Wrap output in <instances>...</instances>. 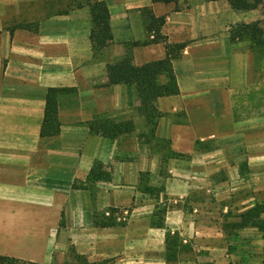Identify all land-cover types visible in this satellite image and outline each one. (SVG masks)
I'll return each instance as SVG.
<instances>
[{"label":"crops","instance_id":"0c3cea01","mask_svg":"<svg viewBox=\"0 0 264 264\" xmlns=\"http://www.w3.org/2000/svg\"><path fill=\"white\" fill-rule=\"evenodd\" d=\"M92 1L105 2L109 14L108 36L95 41ZM225 3L0 0V256L62 264L73 249L90 263L117 264L126 254L125 264H141L143 247L163 250L171 232L181 247L192 242L204 261L218 263L227 247L221 226L202 225L208 213L187 206L207 205L209 194L227 204L228 193L243 191L232 203L243 211L264 187V60L249 42L230 38L245 16ZM152 17L164 19L158 42L146 30ZM165 44L182 45L172 60L178 93L155 101L149 133L134 86L108 85L106 68L125 55L134 67L161 60ZM50 88L72 91L58 96L59 132L45 137ZM102 119L131 121L133 130L103 137L89 128ZM97 163L109 179L88 183ZM145 187L167 197L164 229L150 226L158 197ZM110 210L115 225H97ZM124 215L127 224L119 223Z\"/></svg>","mask_w":264,"mask_h":264},{"label":"trees","instance_id":"16d2710c","mask_svg":"<svg viewBox=\"0 0 264 264\" xmlns=\"http://www.w3.org/2000/svg\"><path fill=\"white\" fill-rule=\"evenodd\" d=\"M153 3H173L176 0H151ZM216 2L220 0H207ZM229 7L235 12H249L257 9V0H225ZM90 15L93 23L90 38L92 41L98 40L100 36H108V8L103 1H92L88 3ZM164 23V19L153 18L147 26L148 34L153 35L152 42L163 40L160 36V28ZM230 38L233 40H247L250 43H257L259 34L258 30L252 28V24H243L238 30L234 29L230 32ZM104 44L98 42L97 50L102 48ZM182 45L165 44V57L161 60L144 64L140 67H134L131 64V59L125 55L121 60L108 65L106 73L108 76V85L130 84L135 88L137 99L140 103V113L145 117V123L149 126V133H154L159 112L155 107V101L160 97L173 96L178 93L176 79L172 70V60L176 57ZM165 77L167 84H161L160 78ZM71 89L50 88L46 93V106L43 123L41 126V136H54L59 132V121L57 117V99L61 94L70 93ZM90 130L101 134L103 137L115 138L118 134L128 133L133 130L131 121L124 123H115L109 119L97 120L91 122ZM170 158H182L181 154L169 152ZM100 164H95L91 168L87 177L88 183H94L100 180H108L109 173L100 169ZM160 191L158 188L145 187L143 193L148 195H157ZM153 214L150 221V226L155 229H164L165 209L158 210ZM114 212L109 211V216L103 217L104 222H95L101 227H109L115 225ZM264 214L262 205H254L238 215L239 222L236 224L239 228L253 227L257 228L264 239V221L260 217ZM164 250L166 262L176 258V255L181 248L180 238L177 233L165 232ZM0 264H35L24 262L15 258L0 256Z\"/></svg>","mask_w":264,"mask_h":264},{"label":"rangeland","instance_id":"374dc122","mask_svg":"<svg viewBox=\"0 0 264 264\" xmlns=\"http://www.w3.org/2000/svg\"><path fill=\"white\" fill-rule=\"evenodd\" d=\"M226 2V1H225ZM227 6V3H225ZM237 12L240 16H245L239 18V22L236 25H231V29L228 30L229 33L236 29L238 30L241 25L243 24H252V28L258 30L259 38L257 43H250L251 50L256 54L257 58L264 60V0H257V9L253 11L246 12ZM160 82H163L160 79ZM143 127H146L149 131V126L146 125V123L141 124V129L144 130ZM145 132V131H144ZM159 151L161 149L159 148ZM149 179L148 174H143V182L145 180ZM262 187L263 189L255 190L251 193L253 197V201L251 202L253 207L254 205H262L264 208V187L263 185L258 186L257 188ZM159 188L163 189L164 185L162 184ZM256 188V189H257ZM243 191L241 192H235V194L228 193L230 203H226V199H222V201H215V197L212 194H209L210 198L214 201H210L207 203V205H198V204H190L187 206V211L192 212L193 208H196L198 213H203L209 215L210 219H207L206 217L200 218V223L202 225H207V223H216L222 228L223 232V241L222 243L224 246H227L226 248H223V251L221 253L217 254L216 260L218 261L217 264H264V239L262 237V233L257 229L253 227H245V228H239L236 226L238 224L239 219L238 215H240L242 212L241 208H238L237 205L233 209L232 203L234 204L235 201H237L239 198H241L243 195ZM159 195V196H158ZM158 197L157 201L153 204H157L158 210L166 209V207L169 205V202L167 201V197L163 195L162 192H158L156 195V198ZM236 197V199H235ZM136 203H142L141 200ZM133 207V206H132ZM248 208V209H249ZM131 211V208H129ZM223 210L225 213H223ZM157 210L154 208L153 214H155ZM241 212V213H240ZM128 215H124V219L121 218L119 223L121 224H127V217ZM219 216V217H218ZM218 218V219H217ZM261 221H264V214L260 217ZM247 229V230H245ZM143 234L142 230H138L137 233ZM191 245L194 246V244ZM190 243L184 245L181 247L176 255L175 259H172L169 262H166L164 260L165 258V250L160 251H146V249L143 247V251L141 253L143 260L146 258L148 259L147 262H142L141 264H178L183 261H198L201 262L200 264H215V261L212 263H209L208 261H204L203 259V252H197L192 249V246ZM122 262L117 264H125L131 258L129 256L121 255ZM127 259V261H126ZM153 260V262L150 261ZM126 261V262H125ZM62 264H115L114 259H110L109 262H95L90 263L87 261V259L84 256H80L76 254L73 249L69 250V252L66 255V259L63 261ZM133 264V263H131Z\"/></svg>","mask_w":264,"mask_h":264},{"label":"built area","instance_id":"2783aa9c","mask_svg":"<svg viewBox=\"0 0 264 264\" xmlns=\"http://www.w3.org/2000/svg\"><path fill=\"white\" fill-rule=\"evenodd\" d=\"M107 215H109V214H107Z\"/></svg>","mask_w":264,"mask_h":264}]
</instances>
